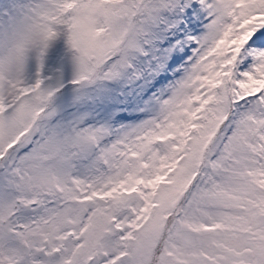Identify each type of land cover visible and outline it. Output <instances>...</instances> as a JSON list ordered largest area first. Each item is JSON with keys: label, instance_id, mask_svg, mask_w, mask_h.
Listing matches in <instances>:
<instances>
[{"label": "snow or ice", "instance_id": "6c2138e0", "mask_svg": "<svg viewBox=\"0 0 264 264\" xmlns=\"http://www.w3.org/2000/svg\"><path fill=\"white\" fill-rule=\"evenodd\" d=\"M0 264H264V0H0Z\"/></svg>", "mask_w": 264, "mask_h": 264}]
</instances>
